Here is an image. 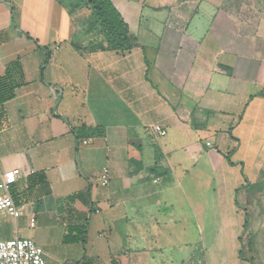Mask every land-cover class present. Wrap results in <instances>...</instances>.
I'll return each instance as SVG.
<instances>
[{"label": "crops", "instance_id": "0c3cea01", "mask_svg": "<svg viewBox=\"0 0 264 264\" xmlns=\"http://www.w3.org/2000/svg\"><path fill=\"white\" fill-rule=\"evenodd\" d=\"M110 1L126 55L91 49L70 0H0V78L18 61L23 82L0 106L21 210L0 241L45 264H264V0Z\"/></svg>", "mask_w": 264, "mask_h": 264}, {"label": "trees", "instance_id": "16d2710c", "mask_svg": "<svg viewBox=\"0 0 264 264\" xmlns=\"http://www.w3.org/2000/svg\"><path fill=\"white\" fill-rule=\"evenodd\" d=\"M69 7L78 21L88 19V30L102 38L99 44L92 43L91 49H107L126 55L139 47L136 37L110 0H70ZM22 83L19 62L7 65L4 76L0 78V106L13 99Z\"/></svg>", "mask_w": 264, "mask_h": 264}, {"label": "built area", "instance_id": "2783aa9c", "mask_svg": "<svg viewBox=\"0 0 264 264\" xmlns=\"http://www.w3.org/2000/svg\"><path fill=\"white\" fill-rule=\"evenodd\" d=\"M57 49V48H55ZM147 131L155 138L164 137L165 130L161 126H151ZM82 146H87L88 141L83 140ZM111 176L108 168H102L97 175V181L100 186L106 187L110 182ZM17 180V175L13 171L0 172V216H7L17 219L21 215L7 188L13 185ZM35 225L34 220H30V228ZM0 264H45L43 252L28 238L16 237L11 240L0 241Z\"/></svg>", "mask_w": 264, "mask_h": 264}, {"label": "rangeland", "instance_id": "374dc122", "mask_svg": "<svg viewBox=\"0 0 264 264\" xmlns=\"http://www.w3.org/2000/svg\"><path fill=\"white\" fill-rule=\"evenodd\" d=\"M86 25L88 28L90 27L89 20L86 21ZM87 34L89 35L90 43L99 44L101 41H103L102 38L93 30H88Z\"/></svg>", "mask_w": 264, "mask_h": 264}]
</instances>
